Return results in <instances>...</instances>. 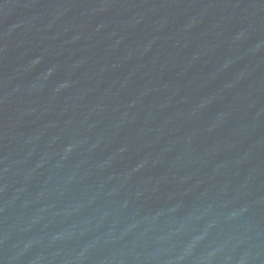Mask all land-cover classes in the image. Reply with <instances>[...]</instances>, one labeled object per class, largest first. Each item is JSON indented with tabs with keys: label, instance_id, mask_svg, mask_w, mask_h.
Segmentation results:
<instances>
[{
	"label": "water",
	"instance_id": "1",
	"mask_svg": "<svg viewBox=\"0 0 264 264\" xmlns=\"http://www.w3.org/2000/svg\"><path fill=\"white\" fill-rule=\"evenodd\" d=\"M0 264H264V0H0Z\"/></svg>",
	"mask_w": 264,
	"mask_h": 264
}]
</instances>
